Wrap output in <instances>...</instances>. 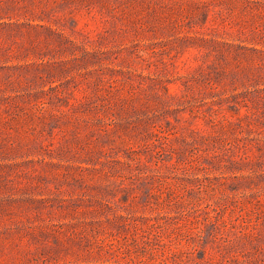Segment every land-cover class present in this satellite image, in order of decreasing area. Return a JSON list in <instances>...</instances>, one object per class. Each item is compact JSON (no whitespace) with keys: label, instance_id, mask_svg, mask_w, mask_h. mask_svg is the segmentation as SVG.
Listing matches in <instances>:
<instances>
[{"label":"rangeland","instance_id":"1","mask_svg":"<svg viewBox=\"0 0 264 264\" xmlns=\"http://www.w3.org/2000/svg\"><path fill=\"white\" fill-rule=\"evenodd\" d=\"M0 264H264V0H0Z\"/></svg>","mask_w":264,"mask_h":264}]
</instances>
